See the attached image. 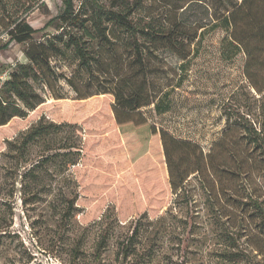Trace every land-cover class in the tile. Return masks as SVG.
Listing matches in <instances>:
<instances>
[{"label":"rangeland","instance_id":"obj_1","mask_svg":"<svg viewBox=\"0 0 264 264\" xmlns=\"http://www.w3.org/2000/svg\"><path fill=\"white\" fill-rule=\"evenodd\" d=\"M129 2L138 6L132 20L148 30L168 31L184 20L188 37H195L187 47L188 63L175 55L179 48L146 41L148 90L170 107L162 115L153 106L142 112L157 127L212 154L208 170L190 179V194L154 218L142 216L131 238L146 194L113 191L136 181L128 174L119 184L113 176L124 150L116 151L121 144L105 121L112 95L77 100L112 89V77L96 68L93 74L80 71L71 51L57 55L50 87L33 84L39 105L0 127V264H264V221L256 208L264 210V156L245 146L235 124L244 108H257L264 97L243 77V54L227 60V35L212 28V13L224 1L192 2L184 17L180 8L188 0ZM73 3L79 6V0ZM62 10L63 0H0V47L16 22L38 30ZM56 24L33 34L31 42H44ZM28 45L10 42L0 50V75L28 64ZM117 49L122 60L130 59L131 51ZM37 125L47 129L23 145ZM87 144L97 154L80 162L78 150Z\"/></svg>","mask_w":264,"mask_h":264},{"label":"trees","instance_id":"obj_2","mask_svg":"<svg viewBox=\"0 0 264 264\" xmlns=\"http://www.w3.org/2000/svg\"><path fill=\"white\" fill-rule=\"evenodd\" d=\"M73 1L63 0L62 12L38 30L20 21L8 32V43H29L24 51L28 64H19L8 72L0 88V127L5 126L11 118L23 116L25 111H33L39 105L33 84L39 82L50 87V79L56 78L51 60L57 55L71 51L80 71L93 74L96 68L111 76L112 89L89 96L78 95L77 100H86L98 94L112 95L111 115L105 121L107 127L114 130L116 140L113 141L121 144L116 151L124 150L122 160H118L120 164L114 167L113 176L119 184L128 174L136 181L134 186L127 187L122 183L113 191L116 194H146L143 214L139 212L135 215L137 220L132 238L136 236L142 216L154 218L169 203L178 201L183 194H190L187 188L190 179L208 170V160L212 154H204L194 142L178 139L166 129L157 127L142 112V109L153 106L155 113L162 115L170 107L162 98H158L160 93L152 97L148 90L150 72L149 52H145L146 41L159 39L170 49L179 48V52L174 54L188 63L192 51L187 47L195 37H188L189 28L184 20L174 28L171 26L168 31L148 30L145 25H139L132 20L138 6L129 0H111L109 5L101 0H79L77 8ZM197 1L188 0L180 8L181 16L184 17L190 5ZM218 1L224 2L220 12L214 10L212 13V22L215 23L212 28H221L227 35L224 43L226 59L231 61L237 54H243V77L263 98L264 0ZM55 24V34L44 42H31L33 34ZM111 27L117 33L110 32ZM138 37L143 39L142 43ZM8 43L0 50L6 49ZM118 46L132 52L130 59H121ZM67 83L72 87L70 80ZM251 108H244L245 113L235 120V124L242 130L240 140L244 141L245 146H251L252 151L264 156V103L261 101L257 108ZM46 129L38 125L30 128L23 145L40 137ZM78 151L80 162L86 156L97 154L88 144L82 145ZM113 191L110 194H115ZM116 205L119 208L118 202ZM256 208L264 221V210L258 205ZM122 250L126 248L123 246Z\"/></svg>","mask_w":264,"mask_h":264},{"label":"built area","instance_id":"obj_3","mask_svg":"<svg viewBox=\"0 0 264 264\" xmlns=\"http://www.w3.org/2000/svg\"><path fill=\"white\" fill-rule=\"evenodd\" d=\"M8 72H3L2 75H0V88L3 84V82L5 81V79L7 78Z\"/></svg>","mask_w":264,"mask_h":264}]
</instances>
